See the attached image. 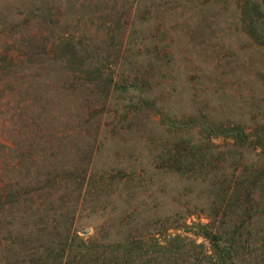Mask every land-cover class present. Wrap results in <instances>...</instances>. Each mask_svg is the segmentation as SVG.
Here are the masks:
<instances>
[{"label":"rangeland","instance_id":"374dc122","mask_svg":"<svg viewBox=\"0 0 264 264\" xmlns=\"http://www.w3.org/2000/svg\"><path fill=\"white\" fill-rule=\"evenodd\" d=\"M244 2L0 0V55L22 67L0 74L2 264H55L69 233L89 240L117 224L136 185L151 183L160 215L180 210V180L154 171L171 164L159 143L169 137L164 120L241 114L252 128L264 116V46L245 30ZM209 141L215 154L230 142ZM89 156L79 188L74 162L83 174ZM195 212L158 238L182 235L210 249L194 229L209 219ZM70 260L66 253L62 264Z\"/></svg>","mask_w":264,"mask_h":264},{"label":"trees","instance_id":"16d2710c","mask_svg":"<svg viewBox=\"0 0 264 264\" xmlns=\"http://www.w3.org/2000/svg\"><path fill=\"white\" fill-rule=\"evenodd\" d=\"M242 16L249 36L264 46V2L245 0ZM23 48L30 50L31 46L23 44ZM24 55L26 52H22ZM15 61L6 54L0 55V74H13L11 69L17 67L20 70L22 67ZM27 61L32 63L31 54ZM133 89L138 93L134 103L143 107L144 90L136 85ZM240 118L234 116L228 122H201L197 117L174 122L165 119L169 137L159 143L164 160L171 164L157 166L154 171L167 170L180 180V210L160 215L157 206L150 208L151 183L136 185L127 194V208L117 224L101 227L89 240L69 233L64 241L67 249L55 264H62L66 253L71 259L66 264H264V116L252 128L243 122L245 118ZM176 129H180L179 135ZM213 137L230 141L225 151L215 154L205 147ZM91 156L85 161L83 174L74 162L77 172L71 174L79 188L87 178ZM221 163L235 168L226 173L227 166L220 168ZM137 177L141 178L139 174ZM163 189L167 193L169 184H163L159 192ZM194 211L209 219L208 224H196L194 229L210 244V249L182 235L158 238L173 225L183 227ZM113 235L115 241H107Z\"/></svg>","mask_w":264,"mask_h":264},{"label":"crops","instance_id":"0c3cea01","mask_svg":"<svg viewBox=\"0 0 264 264\" xmlns=\"http://www.w3.org/2000/svg\"><path fill=\"white\" fill-rule=\"evenodd\" d=\"M0 264H2V263L0 262Z\"/></svg>","mask_w":264,"mask_h":264}]
</instances>
